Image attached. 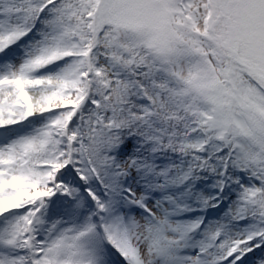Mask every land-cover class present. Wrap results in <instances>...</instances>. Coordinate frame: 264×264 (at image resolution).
I'll return each mask as SVG.
<instances>
[{
    "label": "snow or ice",
    "instance_id": "6c2138e0",
    "mask_svg": "<svg viewBox=\"0 0 264 264\" xmlns=\"http://www.w3.org/2000/svg\"><path fill=\"white\" fill-rule=\"evenodd\" d=\"M0 264H264V0H0Z\"/></svg>",
    "mask_w": 264,
    "mask_h": 264
}]
</instances>
